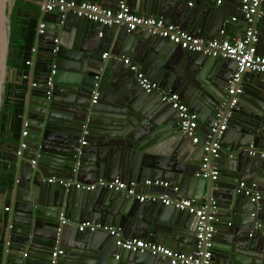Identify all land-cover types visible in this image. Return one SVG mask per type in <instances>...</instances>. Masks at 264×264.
<instances>
[{
    "label": "water",
    "instance_id": "1",
    "mask_svg": "<svg viewBox=\"0 0 264 264\" xmlns=\"http://www.w3.org/2000/svg\"><path fill=\"white\" fill-rule=\"evenodd\" d=\"M52 1L59 0L46 3ZM65 1L96 3L114 11L124 3L134 14L162 19L206 40L223 34L234 43L235 23H242L241 33L248 28L242 13L233 20L242 0H225L223 7H217L216 0H198L189 9V0ZM9 3L0 0V111L4 85L9 78L21 81L7 65ZM36 16V52L22 118L28 135L19 138L18 149L22 144L26 149L16 160L3 264H50L56 249L64 252L57 264H171L159 256L123 250L124 256L117 258V239L100 230L81 233L82 222L156 242L164 239L175 250L193 252L182 249L177 236L195 239V216L159 202L140 203L119 191L65 189L49 184L52 178L84 184L120 179L134 183L138 191L150 182V190L159 189L150 192L155 195H169L178 187L179 198L218 210L212 264H264V231L255 230L257 225L264 227V157L249 155L251 148H264V75L245 73L238 85L242 93L231 107L228 89L235 60L188 52L125 26L106 28L108 56L103 58L105 50L98 40L102 25L57 10L44 9ZM252 27L258 33V55L264 57V0H259ZM125 57L137 61L140 73L156 82L161 92L178 94L207 135L216 123L226 121V131L215 136L221 145L220 157L212 160L220 166L218 182L198 177L202 147L181 134L179 113L162 101L160 92H144L121 60ZM95 91L98 99L92 103ZM159 142L166 147L163 160L153 153ZM241 183L259 194L257 203L237 193ZM248 234L260 238L247 241Z\"/></svg>",
    "mask_w": 264,
    "mask_h": 264
},
{
    "label": "built area",
    "instance_id": "2",
    "mask_svg": "<svg viewBox=\"0 0 264 264\" xmlns=\"http://www.w3.org/2000/svg\"><path fill=\"white\" fill-rule=\"evenodd\" d=\"M33 1L42 4L47 12L57 10L63 15L68 13L73 14L78 18H84L94 23H98L105 28H110L112 26H125L129 32L142 30L154 37L166 39L188 52L202 53L216 59L235 60L236 68L229 81L228 89V95L233 96L230 103L231 107L236 105L238 96L242 93V89L240 87L238 88V85L245 73L252 72L264 75V57L257 53L256 45L259 42V38L258 33L252 27L254 17L257 13L259 0H242L241 13L248 24V28L243 36L234 43L225 39L205 40L195 37L176 25L166 24L162 19L154 17L146 18L134 14L124 3L120 5L118 11H114L112 9L103 8L96 3L89 2L78 4L74 1L65 0L52 1L50 3H46V0ZM191 5L192 4H190V6ZM233 20L236 21V18H233ZM42 28L43 26H41L39 33H43ZM100 36L102 37V35ZM35 52V49H32V53L35 54ZM107 56L108 54H104L103 58H106ZM121 60L125 65L130 66V71L136 75L137 82L144 92L148 94L160 92L162 101L165 104L170 105L172 109L179 113L181 134L184 137L191 139L193 145L201 146L203 150L202 163L198 177L201 179L217 181L219 179V170L216 166L212 165V160L220 157L221 145L219 141L215 139V136H220L222 132L226 131V121L221 125L216 123L211 129V134L202 137L198 132L196 116L188 111L187 107L181 102L178 94L161 92L156 83L140 73L139 67L136 64L126 58H122ZM27 65L31 66L32 61L27 62ZM48 86L52 88L51 79H49ZM97 99L98 93L95 91L92 96V103H96ZM222 115L223 111H220L217 117L220 119ZM21 135L24 138L28 134L26 131H23ZM25 149L26 145L22 144L20 149L16 152V157L20 158ZM249 155L252 157H264V148H251ZM32 163L35 164L34 161ZM48 183L58 184L65 189L86 191L107 189L110 191H119L127 198L136 200L140 203L159 202L164 206L173 207L178 211L195 216L198 220L195 230L196 247L192 253L177 252L163 245L147 242L142 239H124L120 229L102 226L91 222H82L79 224L78 231L81 233L86 231L93 233L99 230L107 232L117 239L115 245L118 249L140 254L148 253L151 256H159L163 259L169 260L171 264H212V239L216 233L218 213V210L215 207L209 210L205 206H201L190 199H176L169 197L168 195L141 194L134 183L128 184L118 179L111 181L99 179L94 183L84 184L76 180L52 178L48 180ZM147 185L150 186L152 184L148 182ZM154 185L166 186V184L161 182H155ZM237 193L249 198L252 203H257L260 200L259 194L253 191V189H247L244 183L240 184ZM9 210L8 207L5 209L6 212ZM255 216L256 213L252 214V217ZM255 230L264 231V227L262 225H257ZM250 237H252V234ZM8 245L9 243L7 242L6 246ZM63 254V250H54L51 255L52 260L50 264H57L58 258Z\"/></svg>",
    "mask_w": 264,
    "mask_h": 264
},
{
    "label": "trees",
    "instance_id": "3",
    "mask_svg": "<svg viewBox=\"0 0 264 264\" xmlns=\"http://www.w3.org/2000/svg\"><path fill=\"white\" fill-rule=\"evenodd\" d=\"M18 6L10 16L11 31L7 65L15 70L20 82L10 81L4 85L3 101L0 111V142L4 139L19 140L23 132V110L27 94V82L35 47L37 20L17 18ZM16 175L15 156L0 157V193H11ZM9 201L5 202L8 206ZM6 221V219L4 220Z\"/></svg>",
    "mask_w": 264,
    "mask_h": 264
},
{
    "label": "crops",
    "instance_id": "4",
    "mask_svg": "<svg viewBox=\"0 0 264 264\" xmlns=\"http://www.w3.org/2000/svg\"><path fill=\"white\" fill-rule=\"evenodd\" d=\"M197 1L198 0H189L187 2V4H186V8L187 9L194 8L195 5H196V3H197ZM215 2H216L217 7L226 6L225 0H216ZM190 4H192V5L190 6ZM16 5L18 6V10L16 12L17 18H19V19L20 18H34V19L37 20V23H38V19H37V16L36 15H41V13L44 10L42 4H40V3L36 2V1H33V0H10V3L8 4V7H7L10 15L12 14V12L14 10V7ZM240 13H241V8H239L237 11H234L233 18L238 19V17L240 16ZM137 15H140V14H137ZM140 16H142V15H140ZM47 25L50 27V23L49 22L47 23ZM173 25H175V24H173ZM240 25L242 26V23L236 22L235 25L233 26V33L235 34V37H236L237 40L240 39L243 36V34H244V33H241V31L243 30V28L240 27ZM176 26H178V25H176ZM108 33H109V29L102 28L101 31H100V34L98 36V40L100 41V46H101V48L103 50H105V53L104 54L108 53L106 51V49H105L106 48L105 40L107 38ZM100 35H102V37ZM218 39L229 40L228 36H226V35L224 36L223 34H219L218 35ZM259 50H260V45H259V49L257 50V53H258ZM125 58L126 59H129L132 63L136 64L140 68V65L138 64L137 61L133 60L130 57H125ZM29 67H30V70H31V66H29ZM29 74H30V72H29ZM148 79L150 80V78H148ZM9 80H10V78H9ZM154 83H156V82H154ZM198 132H199V134L202 137L207 136V134L205 132V129H198ZM21 137H22V135H21ZM19 143H20V140L4 139L2 142H0V157H4V156H15V164H16V160H17L16 152L18 150ZM165 152H166V147H165V143L164 142L155 143L153 145V153H154V155H155L156 158H160V159L163 160L165 158V156H164L165 155ZM225 159L228 162H230V160L232 159V157L229 156V155H227ZM212 165L213 166H216L218 168V170H220V168H219L220 166L218 165V163H213ZM118 180H120V179H118ZM218 180L215 181V182H218ZM121 181H123V180H121ZM158 190L159 189H152V190H150V187L143 185V186L140 187L139 192L141 194L151 195L150 194L151 191H153V192L156 191L157 192ZM179 193H180V189L178 187H175L174 189H172V190L169 191V195L168 196L169 197H172V198H176V199H181V198L178 197ZM13 199H14V197H13V190L11 191V193H0V264H3V260H2L3 248L6 246V243H7L6 234H7V231L9 229L8 219H9V214L11 213V210H12V202H13ZM182 199H186V198H182ZM6 201H9L8 206L5 205V202ZM7 207L10 209L8 212L5 211V209ZM5 219H6V221H4ZM217 222H218V220H217ZM230 224L234 225L233 222H230ZM220 225H221V223H220ZM226 225L224 224V226H223L225 228V230H227V226ZM216 227H217V225H216ZM121 233H122V237L124 239H142V240H145L147 242H152V243H156V244L163 245V246H165L167 248H170V249H172L174 251H177V252L190 253V252H186L185 250H182L181 251V250H175V249H173L171 246H168L164 242V239L162 241L156 242L152 238H142V237H138V236L133 237L130 234H126V233L124 234V232H122V230H121ZM177 237L180 239V241H182L181 243H179L182 249H188V250L194 251V249L196 247V238L195 239L193 238V239H191L189 241L183 235H179ZM254 238H260V236L259 235L253 236V239ZM253 239L249 237V234L246 236V240L247 241L248 240L251 241ZM113 247H114V251L117 254V256H116L117 258L124 256L123 254H125V253H123V251H120V249H118L116 247V245H114ZM263 247L264 246L261 245V248H263Z\"/></svg>",
    "mask_w": 264,
    "mask_h": 264
}]
</instances>
